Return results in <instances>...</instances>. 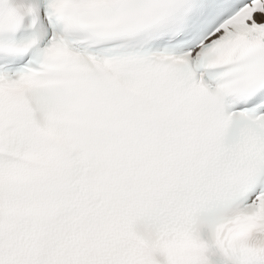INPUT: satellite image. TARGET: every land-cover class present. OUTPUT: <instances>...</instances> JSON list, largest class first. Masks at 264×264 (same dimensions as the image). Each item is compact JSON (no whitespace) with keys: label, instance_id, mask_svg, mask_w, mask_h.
<instances>
[{"label":"snow or ice","instance_id":"snow-or-ice-1","mask_svg":"<svg viewBox=\"0 0 264 264\" xmlns=\"http://www.w3.org/2000/svg\"><path fill=\"white\" fill-rule=\"evenodd\" d=\"M0 264H264V0H0Z\"/></svg>","mask_w":264,"mask_h":264}]
</instances>
